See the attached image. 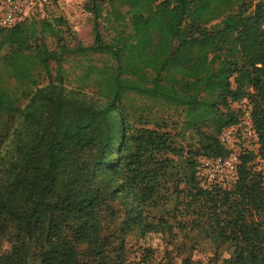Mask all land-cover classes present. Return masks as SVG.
Listing matches in <instances>:
<instances>
[{
  "label": "trees",
  "instance_id": "obj_1",
  "mask_svg": "<svg viewBox=\"0 0 264 264\" xmlns=\"http://www.w3.org/2000/svg\"><path fill=\"white\" fill-rule=\"evenodd\" d=\"M86 9L91 46L61 17L0 27V67L17 83L0 78V250L10 244L0 264H178L176 253L179 264H264L254 153L240 155L231 188L199 177L201 157L229 154L221 133L240 122L232 104L243 100L264 157V3L90 0ZM90 54L108 60L72 79L68 64ZM130 94L182 118L127 104ZM132 235L144 244L130 245ZM199 246L204 258L194 259Z\"/></svg>",
  "mask_w": 264,
  "mask_h": 264
},
{
  "label": "rangeland",
  "instance_id": "obj_2",
  "mask_svg": "<svg viewBox=\"0 0 264 264\" xmlns=\"http://www.w3.org/2000/svg\"><path fill=\"white\" fill-rule=\"evenodd\" d=\"M90 0H47V2L43 3L42 5H35L31 8H27L24 11L23 19L28 17V21L34 20L39 21L41 19H49L53 20L55 18H63L67 21L72 34L76 37L77 40L81 41L84 46H91L94 42V34H93V27H94V15L86 9V4L89 3ZM125 11L127 8H122ZM104 16H107L108 6H104ZM22 19V20H23ZM101 23V31L108 37L109 31L106 29L108 24L105 20H102ZM47 45L49 48L54 49L56 48V40L53 37L48 36L46 39ZM7 49H3L1 54H5ZM106 57H101L98 54H90L87 58L81 57L76 60V65L74 61L70 62L68 66L72 73V79L74 75H80L83 73L84 68L83 65H91L94 64L97 67H102L107 62ZM111 61L109 60L108 63ZM3 78L5 81V85L9 88H13L17 85L15 79L9 78L8 70L4 69L2 66L0 67V78ZM2 79H0L1 82ZM92 85V84H91ZM88 94L94 93V88L90 87L86 90ZM127 104H131L134 107H141L144 104H149L150 106L154 107V114L157 117H169L174 120L178 121L182 118V111L181 109H175L174 107H169L165 104L160 102H152L149 99L137 96L135 94H130L127 96L126 100ZM255 158L253 160L254 168L260 171V150L255 151ZM130 245L136 246L138 242L144 244V241L138 240L134 235L129 237ZM150 243L154 249H160L163 251L166 245V241L159 240L156 235H150ZM170 246V245H169ZM190 248V246H189ZM10 250V244L8 241L3 242L1 247L0 253H5ZM202 247L199 246L193 252H189L194 259H203L204 255L202 253ZM131 259L139 261V252L135 251V248L131 250L129 253ZM172 259L174 263H180L181 257L176 254L172 255ZM37 264V263H36Z\"/></svg>",
  "mask_w": 264,
  "mask_h": 264
},
{
  "label": "built area",
  "instance_id": "obj_3",
  "mask_svg": "<svg viewBox=\"0 0 264 264\" xmlns=\"http://www.w3.org/2000/svg\"><path fill=\"white\" fill-rule=\"evenodd\" d=\"M264 3V0H256ZM47 0H0V27L10 28L23 19L24 11ZM242 109L238 124L225 128L220 140L229 150L226 156H203L199 160V177L204 188L217 185L233 187L239 180L240 155L260 150V138L255 129L252 107L247 100L232 104ZM260 171L264 175V157L260 156Z\"/></svg>",
  "mask_w": 264,
  "mask_h": 264
}]
</instances>
